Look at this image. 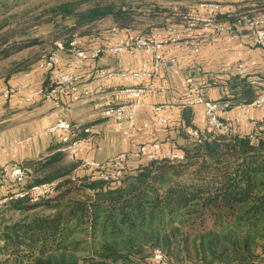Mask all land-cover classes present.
Wrapping results in <instances>:
<instances>
[{"label":"trees","instance_id":"trees-1","mask_svg":"<svg viewBox=\"0 0 264 264\" xmlns=\"http://www.w3.org/2000/svg\"><path fill=\"white\" fill-rule=\"evenodd\" d=\"M27 1L0 0L1 14ZM107 1L60 0L43 13L72 19L65 26L67 42L81 37L79 29L109 17L128 31L130 9ZM249 5L240 3L238 9ZM252 5L264 7V2ZM29 12L26 8L13 17ZM222 17L232 19L227 12ZM6 26L8 20L0 22V31ZM26 43L8 44L0 60L31 45ZM44 51L15 61L0 76L6 81L30 68ZM255 80L238 74L228 77L227 98L220 100L229 102L227 108L251 103L264 93ZM191 116L185 109L180 131L189 142L178 149L181 159L139 155L134 162L118 163L114 157L104 167L76 175L82 160H69L57 145L47 155L24 161L23 187L51 182L54 193L32 201L29 191L14 197L18 186L10 184L4 194L8 200L0 207V264H151L155 248L163 250L164 264H264V131L258 130L264 118L243 132L220 115L228 124L225 129L207 123L200 127ZM188 127L200 130V141L187 134ZM116 168L122 170L119 178L100 177L101 171ZM4 209L11 214L6 216Z\"/></svg>","mask_w":264,"mask_h":264},{"label":"crops","instance_id":"crops-1","mask_svg":"<svg viewBox=\"0 0 264 264\" xmlns=\"http://www.w3.org/2000/svg\"><path fill=\"white\" fill-rule=\"evenodd\" d=\"M256 2L262 3L264 0H231L224 3L226 5L224 11L229 10L231 6L238 7L240 3L256 4ZM154 29L161 35H166L164 26ZM125 32L121 30L117 35ZM114 37L111 38L106 34L101 38L87 39L81 36L79 39L82 45H91L107 43ZM178 45L175 44L170 53L179 58V66L162 70L156 77H150L142 82L143 85L156 82L164 85L166 90L150 91L137 113L138 124L141 126L142 123L148 122L151 125L155 139L161 142L164 152L178 150L189 142V138L180 131L185 123V109L191 110L194 124L203 128L206 125L202 105H184L185 100L190 96L186 90L187 77L193 76L195 83L203 88L207 98L226 99L229 92L226 80L238 73L235 70L224 72L223 67L228 62L244 61L248 64L245 76L248 79H257V84L260 85L259 91L264 92V49L248 41L246 37H238L232 41L220 38L208 40L199 53H194L190 48L180 51ZM144 61L151 62V58L137 52L133 55L121 56L104 54L86 63L78 69L80 87L90 88L92 93L79 102L69 104L70 97L66 95L60 104L40 97H36L34 103H29L24 99L28 91L21 89L14 92L9 100L0 104V170L9 169L26 160L38 159L53 152L50 150L54 146L63 147L61 137L64 132L58 130L52 133L49 130L59 118L71 122L72 137H77L76 133H85L83 130L85 127L91 129V132L83 134L78 152L74 159L71 158L72 160L91 158L105 161L114 158L122 151L128 152L130 162L137 160L139 145L147 140L145 131L140 130L132 137H124L114 132L111 120L101 114L104 107L129 102L131 97L122 91L123 82L118 76L101 78L98 74L101 69H135ZM251 61H255V64L251 65ZM55 77L52 70L33 67L16 72L8 80H0V83L15 86L27 84L30 90L39 86L54 85ZM157 105H162V109L156 111ZM219 113L236 130L249 132L254 128L257 120L264 118V105L256 107L251 103L238 104L221 109ZM159 115L167 119L166 124L158 123ZM84 172L85 169L79 165L74 170L76 175ZM9 186L8 183L0 180V195L6 194Z\"/></svg>","mask_w":264,"mask_h":264},{"label":"built area","instance_id":"built-area-1","mask_svg":"<svg viewBox=\"0 0 264 264\" xmlns=\"http://www.w3.org/2000/svg\"><path fill=\"white\" fill-rule=\"evenodd\" d=\"M194 5L193 10L186 11L182 15L180 23L174 22L171 17L166 18L165 36L156 30H151L148 33L128 30L122 35H117L121 30L118 26L113 25L109 30V35L111 38L115 37L107 43L82 45L77 35L68 42L65 38L55 40L54 46L42 52L37 61V67L54 72L56 76L55 84L50 87L39 86L28 90L29 86L27 84L15 86L0 83V104L9 100L14 92L21 89L28 91L24 99L29 103H34L36 97H40L50 99L55 104H60L66 95L70 97L69 104L79 102L92 93V89H82L80 87L78 73L80 67L104 54L121 56L141 52L149 56L151 62L144 61L135 69L99 70L98 75L101 78L118 76L123 82L122 91L131 97L129 102L110 104L104 107L101 114L111 120L113 131L124 137H132L140 130L145 131L147 140L139 145L138 155L148 159L158 156L170 160L183 158V154L179 150L164 152L161 142L155 139V132L148 122L142 123L141 126L138 124V109L144 103L146 95L153 90H166V87L162 84L150 82L143 85L142 82L150 77H156L162 70L179 66V58L170 53L175 44H179L180 51L190 48L194 53H199L208 40L220 38L232 41L244 36L248 41L264 49V7L251 4L246 9L231 6L229 10L224 11L226 5L217 0H203L196 2ZM224 12H227L228 17L231 16L232 19L223 18L222 13ZM250 64H255V61H251ZM247 67L248 64L244 61L228 62L223 67V71L235 70L240 76H245ZM185 82L187 84L186 90L190 96L185 100L184 105H202L208 126L221 129L227 128L228 124L221 119L219 111L227 108L229 102L207 98L204 95L203 88L195 83L193 76L187 77ZM251 82L256 83V80ZM251 104L262 107L264 105V93L258 94ZM161 109L162 105L155 106L156 111ZM157 121L161 124L167 123V119L163 115H159ZM71 129V122L65 118H59L49 127L52 133L58 130L64 132L61 137L64 143L62 150L74 159L82 137H72L70 134ZM83 130L85 133L91 132L89 127H85ZM258 130L264 131V123L258 125ZM187 134L197 141L201 140V132L198 128L188 127ZM127 159L128 152L126 151L120 152L115 157V161L118 163ZM105 161L86 158L80 162L79 166L83 169L104 167L106 166ZM121 174L122 170L116 168L112 171H101L100 177L104 180H110L119 178ZM26 179L27 169L22 164L0 170V180H3L6 184L14 183L18 186L13 192L14 197H24L29 191L31 200L38 201L54 193V186L51 182L32 184L29 189H25L23 186ZM8 197L3 196L0 198V207L8 200ZM151 264H164V252L161 248L154 249Z\"/></svg>","mask_w":264,"mask_h":264},{"label":"rangeland","instance_id":"rangeland-1","mask_svg":"<svg viewBox=\"0 0 264 264\" xmlns=\"http://www.w3.org/2000/svg\"><path fill=\"white\" fill-rule=\"evenodd\" d=\"M59 1L60 0H28L24 4L15 6L4 16L1 14L2 9H0V22L5 20L9 22V26H6L0 31V51L2 48L9 46L8 44L12 45L15 42L17 44L22 42L31 44L16 55H12L8 58L2 57V60H0V74L3 73L5 75L7 70L13 68L15 61L24 59L31 53L39 54L40 51L53 47L55 40L67 38L65 26L72 24V19L52 17V13H43ZM110 1L114 2L117 6H124L125 9L129 8L132 13V20L128 21L127 24L132 28L131 30L142 32L143 30L149 29L150 26L165 27L166 18L168 17H171L174 22L180 23L182 21V17H180L181 13L184 12L183 14H185L187 6L199 0H108L107 2ZM219 1L225 3L231 0ZM26 8H28L30 12L25 17H13L20 14V12ZM116 22L117 21L113 20L112 17L101 19L89 27L79 29L77 33L79 36L87 39L97 36L101 37L106 34L108 36L109 30L113 25L119 27ZM120 30L122 29L120 28ZM37 60L38 56L28 69L37 67ZM26 64L28 65L29 63L26 62ZM28 69L21 71H26ZM0 80L3 81V77L0 76ZM68 159L70 160L71 158L68 157ZM3 196L5 195H0V198ZM4 210L6 216L11 214L10 210ZM16 215L17 214H15V216Z\"/></svg>","mask_w":264,"mask_h":264}]
</instances>
